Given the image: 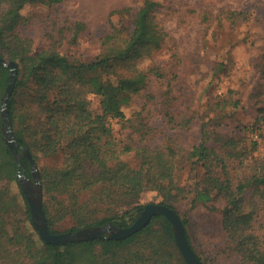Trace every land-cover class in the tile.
Returning <instances> with one entry per match:
<instances>
[{"label": "rangeland", "instance_id": "rangeland-1", "mask_svg": "<svg viewBox=\"0 0 264 264\" xmlns=\"http://www.w3.org/2000/svg\"><path fill=\"white\" fill-rule=\"evenodd\" d=\"M143 1L62 0L51 8L27 5L20 12L23 19L18 29L31 38L33 51L39 52L51 46L52 36L60 39L54 24L82 22L85 29L78 42L69 45L61 39L56 49L69 60L89 62L102 54L100 37L112 26L121 32L120 38H125L131 30V18ZM155 1L159 6L151 14L150 29L161 35V44L138 61L137 67L145 71L156 68L159 75L150 73L145 88L123 107L124 120L104 118L109 133L102 136L100 144L105 143L103 147L109 154L101 153L106 164L101 160L102 166H95L81 156L83 167L63 175L60 186L54 174L71 172L76 166L70 151L62 146L54 153H35L39 177L54 180L48 184L49 192L43 191V202L54 229L65 232L116 213L130 203L147 205L171 200L181 217L187 218L191 243L206 264H244L246 256L228 238L223 226L224 191L213 189L206 176L234 191L238 181L250 178L251 166L264 171V120L255 125V119L262 116L257 105L260 98L264 104V0ZM124 8L129 11L116 12ZM230 11L236 14L229 16ZM168 93L172 99L170 109L180 126L166 122L162 113V100L168 99ZM83 99L93 115H101L98 95L84 93ZM235 100L239 101L236 108L232 106ZM131 124L148 129L143 142ZM201 140L213 151L214 158L206 165L188 158V151ZM61 143L65 145V139ZM127 145L132 150L124 153ZM144 161L152 162L160 182L158 189L116 199H108L101 192L109 186L103 180L117 173L119 164L138 171ZM126 181L136 187L135 178ZM198 190L209 191L213 198L192 207L191 200ZM242 198L243 212L253 210L251 231L264 248V186L249 185ZM1 203L6 209V215L1 214L6 228H21L24 205L14 181L0 180Z\"/></svg>", "mask_w": 264, "mask_h": 264}, {"label": "trees", "instance_id": "trees-1", "mask_svg": "<svg viewBox=\"0 0 264 264\" xmlns=\"http://www.w3.org/2000/svg\"><path fill=\"white\" fill-rule=\"evenodd\" d=\"M61 1L0 0V58L17 65V77L6 108L15 141L28 150L34 162L37 157L35 153L38 152L54 153L62 146L70 151L69 155L75 160L74 169L71 172L63 170L54 174L57 176L58 185L63 186V175L75 173L83 167L79 163L81 156L95 166L101 167V160L106 164L101 153L107 156L109 154L103 147L105 143L100 144L102 136L109 133L104 118L124 120L123 107L130 103L133 95L145 88L150 73L159 75L156 68L146 71L138 68L137 62L160 47L161 35L150 29L151 14L159 4L155 0H144L131 18V30L127 31L125 38H120L121 32L112 26L110 31L100 37L102 54L89 62L69 60L56 49L62 40L69 45L78 42L85 29L84 23L79 21L70 22L66 26L54 24L60 39L52 36L51 46L34 52L31 38L24 36L18 29L23 19L20 12L27 5L37 4L51 8ZM128 11L124 8L116 12L120 14ZM228 14L233 16L236 13L230 11ZM47 34L51 35L49 32ZM119 70L126 71L127 74L120 73ZM8 81V69L0 66V102ZM84 93H93L100 97L101 115L95 116L91 113L83 99ZM162 101V113L167 119L166 122L180 126V122H175L176 113L170 109L172 99H169V93L168 99ZM261 101L262 98L257 105L258 113L262 116L255 119V125L259 120H264V104ZM238 105V100L232 103L234 108ZM2 126L0 113V180L9 179L16 183L24 205V225L8 230L1 215H6V209L4 210L3 203L0 204V264H187L176 245L170 222L161 214L153 216L140 231L125 239L102 238L66 244H51L41 240L32 225L27 201L16 178L17 162L3 140ZM83 127L87 128L82 131ZM131 127L139 134L140 142L149 134L148 129L144 130L143 127L138 129L133 124ZM88 129L95 131L88 132ZM80 133L83 135L78 138L76 135ZM61 139H65V145L61 143ZM131 148V145L125 146L124 153L130 152ZM94 155L97 156L96 159ZM152 156L155 161V154ZM188 158L206 165L214 157L212 148L205 144V140H201L188 151ZM151 163L142 162L138 171H131L119 164L118 172L103 180L109 186H104L101 192L108 199H116L119 196L136 197L139 191L145 189H158L160 182L153 173ZM21 164L30 178L28 159L22 156ZM249 170L250 178L246 182L238 181L234 191L222 188L219 180L208 175L206 177L213 189L224 191L225 206L221 210L223 226L228 238L246 256L243 258L244 264H264V248L260 245L258 236L251 231L253 210L249 213L242 210V194L249 185L264 186V171L257 166H251ZM128 178H135V188L128 184ZM40 181L43 195V191L49 192L48 184L54 180L42 176ZM113 188L119 191H113ZM212 198L209 191L198 190L191 205L193 207L198 203L204 204ZM160 204L178 215L190 248L201 264H206L191 243L187 218L181 217L171 200H164ZM128 206L93 222L80 223L65 232L73 233L107 223L117 228L129 227L145 205L130 203ZM42 210L48 232L65 233L54 229V222L43 199Z\"/></svg>", "mask_w": 264, "mask_h": 264}, {"label": "water", "instance_id": "water-1", "mask_svg": "<svg viewBox=\"0 0 264 264\" xmlns=\"http://www.w3.org/2000/svg\"><path fill=\"white\" fill-rule=\"evenodd\" d=\"M0 66L7 68L9 71V81L0 102L3 140L17 162L16 178L27 201L32 225L38 232L41 240L51 244H66L102 238L116 240L125 239L140 231L149 223L153 216L161 214L170 222L176 245L185 262L187 264H201L186 240L185 231L178 215L172 209L161 204L151 203L145 205L135 222L126 228H117L116 226L107 223L102 226L83 228L73 233H49L44 212L42 210V189L37 168L28 150L20 147L16 143L6 110L8 98L12 93L14 81L17 77V65L14 62H7L3 58H0ZM18 149H20V152ZM22 156L28 159L31 174L30 178L26 175L24 166L21 164Z\"/></svg>", "mask_w": 264, "mask_h": 264}]
</instances>
